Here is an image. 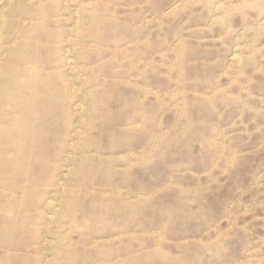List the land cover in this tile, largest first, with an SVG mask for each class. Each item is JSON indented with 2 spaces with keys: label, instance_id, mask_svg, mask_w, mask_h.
Returning <instances> with one entry per match:
<instances>
[{
  "label": "rangeland",
  "instance_id": "374dc122",
  "mask_svg": "<svg viewBox=\"0 0 264 264\" xmlns=\"http://www.w3.org/2000/svg\"><path fill=\"white\" fill-rule=\"evenodd\" d=\"M0 264H264V0H0Z\"/></svg>",
  "mask_w": 264,
  "mask_h": 264
}]
</instances>
